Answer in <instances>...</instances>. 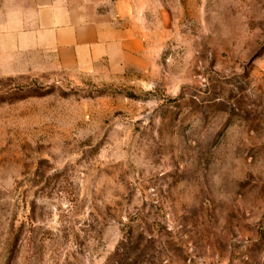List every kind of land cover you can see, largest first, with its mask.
I'll return each mask as SVG.
<instances>
[{
	"label": "rangeland",
	"instance_id": "rangeland-1",
	"mask_svg": "<svg viewBox=\"0 0 264 264\" xmlns=\"http://www.w3.org/2000/svg\"><path fill=\"white\" fill-rule=\"evenodd\" d=\"M0 0V264H264V0H106L92 70ZM118 31V32H117Z\"/></svg>",
	"mask_w": 264,
	"mask_h": 264
},
{
	"label": "crops",
	"instance_id": "crops-1",
	"mask_svg": "<svg viewBox=\"0 0 264 264\" xmlns=\"http://www.w3.org/2000/svg\"><path fill=\"white\" fill-rule=\"evenodd\" d=\"M9 15L26 47L63 68L92 70L112 57L120 40L106 0H14ZM118 32V31H117Z\"/></svg>",
	"mask_w": 264,
	"mask_h": 264
}]
</instances>
